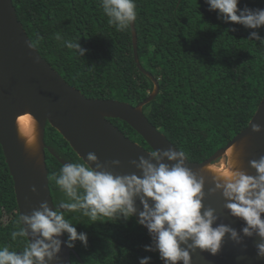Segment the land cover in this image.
<instances>
[{"label": "trees", "instance_id": "obj_1", "mask_svg": "<svg viewBox=\"0 0 264 264\" xmlns=\"http://www.w3.org/2000/svg\"><path fill=\"white\" fill-rule=\"evenodd\" d=\"M18 20L41 56L71 86L91 98H112L136 105L153 89L133 56L131 29L109 25L100 0H12ZM137 54L142 67L158 80V94L143 112L189 161L201 162L244 129L264 93V45L249 40L252 29L224 22L205 0H136ZM264 9V0H240L239 8ZM264 38V26L255 30ZM60 34L62 40H56ZM79 40L83 57L63 46ZM131 140L150 150L125 121L111 118ZM45 141L72 163L83 162L69 143L47 125ZM54 205L63 198L54 175L63 166L46 152ZM73 223L87 234L85 247L72 249L84 264H163L149 233L135 217L125 221L91 222L79 214ZM19 217L13 180L0 145V246L22 250L11 239ZM91 224V225H90ZM67 239V235L65 234ZM71 253V264H81Z\"/></svg>", "mask_w": 264, "mask_h": 264}, {"label": "clouds", "instance_id": "obj_2", "mask_svg": "<svg viewBox=\"0 0 264 264\" xmlns=\"http://www.w3.org/2000/svg\"><path fill=\"white\" fill-rule=\"evenodd\" d=\"M205 3L210 11L217 12L218 19L254 30L248 39L264 45V38L255 31L264 26V9L247 6L241 9L240 0H205ZM100 6L109 25L117 31H126L137 21L136 0H100ZM56 40H62L60 34ZM79 40H64L63 46L83 57L87 49L81 47ZM251 129L259 133L262 126L252 124ZM20 136L27 148H34L36 122L21 129ZM233 153L229 151L223 167L210 163L206 168L214 174V187L209 194L222 193L230 215L244 222L239 232L230 225L217 223L216 210L205 207V177L186 165L188 157L184 151L154 150L148 153L149 158L140 156L129 161L138 174L115 173L112 169L120 166L119 160L101 162L94 152H89L84 162L64 164L51 178L63 193L54 210L45 201L30 215L18 217L10 235L13 241L19 238L24 246L19 251L0 246V264H49L58 261L62 243L73 248L79 241L86 247L87 234L77 231L73 223L76 217H69L73 213L93 224L104 220L127 221L138 212L137 222L147 228L152 240L151 245L144 246L145 251H158L163 264H192L190 253L197 249L216 255L226 235L238 245L243 237H259L256 253L264 259V155L249 161L256 173L253 176L236 167ZM32 191H36L35 187ZM137 199L142 211L136 207ZM65 234L67 240L62 241L60 237ZM150 261L151 257H142L139 264Z\"/></svg>", "mask_w": 264, "mask_h": 264}, {"label": "water", "instance_id": "obj_3", "mask_svg": "<svg viewBox=\"0 0 264 264\" xmlns=\"http://www.w3.org/2000/svg\"><path fill=\"white\" fill-rule=\"evenodd\" d=\"M130 29L136 65L153 82L150 94L136 105L112 98L86 97L80 90L69 85L32 44L18 20L12 0H0V145L13 180L19 216L30 215L45 201L54 210L46 151L62 165L70 163L60 158L45 143L47 125L62 135L83 162L89 152H94L101 162L119 160L120 166L112 169L118 174H138L129 161L138 160L140 156L149 158L148 153L151 151L168 148L180 151L143 112V106L158 94L159 84L152 73L140 64L135 23ZM26 114L31 116L32 125L36 122L37 143L34 148H27L25 140L20 136L18 118ZM111 118L121 119L129 124L148 144L150 150L126 136L110 121ZM252 124H260L262 131L252 132ZM229 151L234 152L232 159L238 169L249 175L256 174L249 161L264 155V93L247 126L224 147L201 162L186 161L189 168L205 177V207L216 210L219 217L217 223L230 225L239 232L244 227V222L230 215L224 207L222 193L218 191L209 194V189L214 187V174L206 166L223 157L227 159ZM33 187L35 192L32 191ZM136 207L139 211L143 210L139 199ZM134 217L138 221V212ZM143 228L148 232L146 227ZM60 239L67 240L65 235ZM258 242L259 237H243V242L238 245L226 235L222 248L216 255L198 249L190 253L192 264H264V259L257 257L255 246ZM71 253L77 256L72 248L62 243L58 261L54 260L49 264H71ZM79 261L84 264L80 259Z\"/></svg>", "mask_w": 264, "mask_h": 264}, {"label": "bare ground", "instance_id": "obj_4", "mask_svg": "<svg viewBox=\"0 0 264 264\" xmlns=\"http://www.w3.org/2000/svg\"><path fill=\"white\" fill-rule=\"evenodd\" d=\"M18 124L21 129H28L32 126V118L30 115L26 114L18 118ZM219 167V166H218ZM223 167V166H222Z\"/></svg>", "mask_w": 264, "mask_h": 264}, {"label": "rangeland", "instance_id": "obj_5", "mask_svg": "<svg viewBox=\"0 0 264 264\" xmlns=\"http://www.w3.org/2000/svg\"><path fill=\"white\" fill-rule=\"evenodd\" d=\"M226 162H227L226 157H223V158H221L219 161H217L214 164L217 165V166H219V167H222V166H224L226 164Z\"/></svg>", "mask_w": 264, "mask_h": 264}, {"label": "flooded vegetation", "instance_id": "obj_6", "mask_svg": "<svg viewBox=\"0 0 264 264\" xmlns=\"http://www.w3.org/2000/svg\"><path fill=\"white\" fill-rule=\"evenodd\" d=\"M47 127V126H46ZM45 132H46V130H45ZM44 140H45V137H44ZM45 143L49 146V147H51L52 148V146L51 145H49L46 141H45ZM53 149V148H52ZM54 150V149H53ZM55 151V150H54ZM46 152H48V151H46ZM57 154V153H56ZM58 155V154H57ZM59 156V155H58ZM60 157V156H59ZM60 158H62V157H60ZM62 159H64V157L62 158ZM64 160H66V161H68V162H70V163H72L70 160H68V159H64Z\"/></svg>", "mask_w": 264, "mask_h": 264}]
</instances>
